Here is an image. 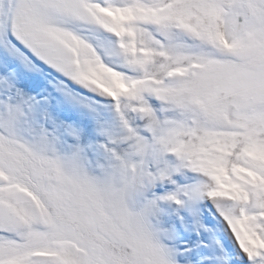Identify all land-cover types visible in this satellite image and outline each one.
<instances>
[{"label":"snow or ice","instance_id":"6c2138e0","mask_svg":"<svg viewBox=\"0 0 264 264\" xmlns=\"http://www.w3.org/2000/svg\"><path fill=\"white\" fill-rule=\"evenodd\" d=\"M0 264H264V0H0Z\"/></svg>","mask_w":264,"mask_h":264}]
</instances>
